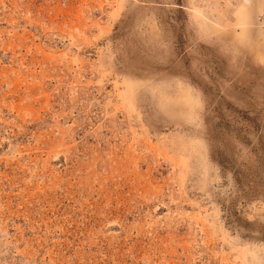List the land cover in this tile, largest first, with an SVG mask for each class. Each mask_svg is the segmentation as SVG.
I'll list each match as a JSON object with an SVG mask.
<instances>
[{
    "label": "rangeland",
    "instance_id": "rangeland-1",
    "mask_svg": "<svg viewBox=\"0 0 264 264\" xmlns=\"http://www.w3.org/2000/svg\"><path fill=\"white\" fill-rule=\"evenodd\" d=\"M262 19L0 0V264H264Z\"/></svg>",
    "mask_w": 264,
    "mask_h": 264
},
{
    "label": "bare ground",
    "instance_id": "bare-ground-1",
    "mask_svg": "<svg viewBox=\"0 0 264 264\" xmlns=\"http://www.w3.org/2000/svg\"><path fill=\"white\" fill-rule=\"evenodd\" d=\"M239 12H240V11H239ZM241 13H243V12H241ZM241 13H238L237 16H238V17H241V18H245V16L241 15Z\"/></svg>",
    "mask_w": 264,
    "mask_h": 264
},
{
    "label": "built area",
    "instance_id": "built-area-1",
    "mask_svg": "<svg viewBox=\"0 0 264 264\" xmlns=\"http://www.w3.org/2000/svg\"><path fill=\"white\" fill-rule=\"evenodd\" d=\"M261 25L264 26V19H262V21H261Z\"/></svg>",
    "mask_w": 264,
    "mask_h": 264
}]
</instances>
